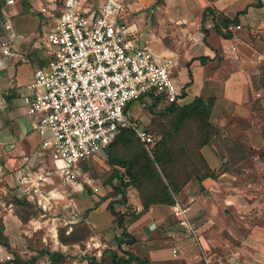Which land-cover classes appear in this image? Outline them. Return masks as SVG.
I'll return each mask as SVG.
<instances>
[{"label": "crops", "instance_id": "crops-1", "mask_svg": "<svg viewBox=\"0 0 264 264\" xmlns=\"http://www.w3.org/2000/svg\"><path fill=\"white\" fill-rule=\"evenodd\" d=\"M156 1L159 3L152 6ZM42 2V6L46 4V0ZM0 7L4 16L12 20L17 33L14 56L4 57L0 49V96L7 100L0 107H9L12 102L18 105L12 109L17 125L13 128L8 125L0 131L9 142L7 151L1 156L0 165L6 169L0 177L2 181L9 177L6 175L8 170L14 172L24 165L26 154L34 158V164L45 168L51 166V158L39 145V135L30 125L22 99L25 84L32 79L35 69L46 62L45 52L40 64L36 65L32 60L33 47H38L37 43H32V35L40 20L22 12L23 2L19 0L1 1ZM207 8L235 20L230 26L231 37L217 32L213 15ZM41 15L42 22L48 21L46 15L42 12ZM130 20L158 56L175 58L173 76L183 92L179 104H189L199 96L212 99L211 120L214 124L223 126L237 139H250L256 149L264 148V137L255 125L257 117L252 106L253 76L259 64L264 62V37L254 34L255 31L264 33V0H132ZM1 24L0 39L4 35ZM45 30L47 32L48 27ZM137 104L131 105L129 113L142 122L135 116L139 111H134ZM139 107L142 108L141 103ZM258 130L259 134L253 138V133ZM202 153L210 166L219 171L223 160L217 147L206 144ZM19 160L21 162L16 166ZM224 174L229 173L225 171L217 178L208 177L202 181L193 179L175 196V203L180 201L190 206L196 234H184L180 230L174 214L175 203L151 205L143 212L139 192L130 187L127 201L116 208L126 215L127 235L122 234L109 202L106 205L104 201L91 204L84 216L74 217L76 212L74 219L62 222L67 226L66 235H70L79 223H86L90 232L78 241L65 243L60 240L53 219L49 231L54 243L40 248L34 262L45 256L46 264H52L50 252H58L62 259L54 264H89L88 256L107 260L114 251L122 255L123 250L142 260L133 264H264V234H256L257 226L242 218V213L247 212L251 204L240 198L238 190L241 188L233 187L235 182H231V186L223 184ZM91 180L100 191L97 181L92 177ZM9 182L15 187V183ZM86 187L92 188L84 183L83 189ZM82 200L71 201L78 208ZM0 202L5 208L0 209V218L7 219L12 215L13 203ZM5 210L7 212L3 213Z\"/></svg>", "mask_w": 264, "mask_h": 264}, {"label": "built area", "instance_id": "built-area-1", "mask_svg": "<svg viewBox=\"0 0 264 264\" xmlns=\"http://www.w3.org/2000/svg\"><path fill=\"white\" fill-rule=\"evenodd\" d=\"M131 11L132 0H46L41 8L49 22L42 42L46 62L25 84L22 99L51 166L36 165L26 154L14 176L18 195L45 214L84 183L99 191L83 173V163L104 152L120 127L132 128L152 154L158 137L130 115L128 103L145 106L154 97L168 104L183 100L173 76L175 58L154 52L131 22ZM1 27L0 49L4 57L14 56V24L5 17ZM6 102L0 96V105ZM7 145L0 135V158ZM5 171L0 165V177ZM174 214L184 234H196L189 205L176 201Z\"/></svg>", "mask_w": 264, "mask_h": 264}, {"label": "rangeland", "instance_id": "rangeland-1", "mask_svg": "<svg viewBox=\"0 0 264 264\" xmlns=\"http://www.w3.org/2000/svg\"><path fill=\"white\" fill-rule=\"evenodd\" d=\"M1 1L7 0H0V2ZM19 1L23 2L22 12L30 13L32 16H34V20L36 21L37 17L40 20V22L38 21V26L35 27V32L32 35V43H37L38 45V47H33L32 60L36 65H38L43 60L42 57L44 56L45 51L42 42L47 33L45 29L47 27L49 28V22L41 21V7L43 3L42 0ZM157 3L159 2L156 1L152 4V6L155 7ZM144 10L147 11V9H143V11ZM4 18L5 16L3 10L0 7V23L3 22ZM254 34L260 35V38L264 37V33H261L260 31H255ZM255 77L257 79V82L253 86L252 106L254 107L255 116L257 117V120H255V125L259 130L261 129V133L264 137V70L257 69ZM134 103L138 104L137 106H134L136 107V109L133 107L132 109H135V113L137 110H139L137 115L135 116H138V118L142 120V124L149 125L150 128H152V130L157 132L158 134L161 133V124H167V126L169 127L172 123V115L165 114L167 108L169 107L168 103L160 101L157 105H155L149 102L145 106L141 103L142 108L139 107L140 103L138 101H135ZM16 107H18V105L14 102H12V105H10L9 107H0V131H2L8 125L12 128L17 125V122H15L14 119V113L12 112V109ZM152 121L153 123H151ZM259 130L256 131V134L253 133V138H255V136L259 134ZM219 135H217L216 137L220 140L217 141V149L224 163L223 152L225 151L226 143H224L223 139H228V136H230L231 133L229 132V130L223 129L221 130ZM242 139L247 140L248 138ZM238 140L241 139L238 138ZM247 141L249 143L245 142V144L248 154L246 155V157L240 160H236V162H234V164H232L230 168L227 169L229 174H224L222 176V182L225 185L230 184V186L232 185L231 182H235V186L233 187L241 188L240 190H238L240 198L248 200L251 204L248 206L247 212L242 213V215L244 216L242 218L245 219L246 222L251 221L255 226H257L258 231L256 232V234H264V148L256 149L255 147H253L250 139H248ZM28 144L30 145V143ZM257 146L259 145L257 144ZM5 151H7V148ZM15 151L16 150H14V152ZM139 151L140 148L138 144L131 148V150L126 147L119 148L120 154L125 158H132L134 156L133 154H136ZM196 153L197 151L194 154L192 153V156L194 157L191 156V161L197 159ZM2 161L3 158H0V162ZM19 162L21 161L19 160L16 166L19 164ZM117 170L125 172V167L120 165L114 166L109 163V158L106 151L98 153L97 156L87 161L86 168H83V173L88 178L91 179L92 177L95 181H97L96 183L100 187V191L96 192L91 187H86L85 189H82V192L78 191L71 197L69 196L64 200H60L58 204H53L52 208L47 211L46 214L44 213V210L42 208L36 206L33 202L22 201L20 199V196L16 191L17 188H15L9 182H13V178H15L14 172H10L8 170V173H6V175H8L9 177L6 178L4 176L5 178L0 181V201H4L6 203L12 202L13 205L11 207L12 215H9L7 219H4L3 216L2 218H0V264H6L8 262L15 261V258H17L15 254H19V256H21V258L26 261H32V258H37L39 256L38 252L40 248L46 247L48 246V244L52 245L54 243L52 240V235L50 234L51 232L49 231V227L53 225V219L56 220L55 222L57 223L58 233H60L64 227V223H62L64 222V220L74 219V217L82 215L84 216L90 210L91 207H89V205L91 204L94 205L104 201V205H106L113 199L117 200V204H115L116 208L121 204H125V202H123L122 200L121 195H118L117 197L114 196L115 189L113 185L119 183L121 180L118 175H116ZM224 170L225 167L224 165H222L219 169L220 176L225 172ZM82 177L80 178V180H82ZM125 178L129 179L128 176H125ZM58 183L59 180H57V184ZM231 190L233 189L231 188ZM231 190H226V192H230ZM15 198L21 200L22 204L15 202ZM81 198L84 200L81 201L80 205L78 204V208L74 207L77 212V216H74L70 212V207L73 205V202L71 200L75 199V201L78 203V199ZM1 204L2 203H0V209H5ZM67 205H69V207ZM5 212L7 211L5 210L3 213ZM3 213L1 214L3 215ZM19 213L23 216H29L28 220L24 221L19 216ZM3 220L5 221L3 222ZM244 227L247 226L244 225ZM243 233H245V231H243L242 229L241 234ZM3 234L6 235V240ZM6 241L9 243V247L4 244ZM12 263L14 262H11V264ZM38 263L46 264L47 261H45V256L44 259L41 258L40 260H37L32 264Z\"/></svg>", "mask_w": 264, "mask_h": 264}, {"label": "trees", "instance_id": "trees-1", "mask_svg": "<svg viewBox=\"0 0 264 264\" xmlns=\"http://www.w3.org/2000/svg\"><path fill=\"white\" fill-rule=\"evenodd\" d=\"M207 10L213 15L217 32L224 37H231L233 32L230 26L235 20L212 8H207ZM259 69L264 70V62L259 64ZM255 75L253 76V86L257 82ZM160 99V97H154L150 103L157 105L161 101ZM134 102L128 103L125 109L128 111ZM212 107L213 100L204 96L196 97L191 103L185 105H180L176 102L170 103L165 113L173 117L169 127L167 124H161V133L158 134L149 125H146L158 137V142L152 149V154L132 128L120 127L117 136L105 150L109 163L114 166L125 167V172L116 171V175L121 180L113 185L115 189L114 196L122 195L123 202H126L128 188H136L139 192L144 212L151 205H173L175 196L182 192L185 186L193 179L202 181L208 177L217 178L220 172L210 166L202 153V148L206 144H214L217 147V141L220 140L216 137L221 130L225 129L223 126L212 122ZM247 140H238L231 135L228 136V139H223L224 143H226L225 151L223 152L224 163L222 164L225 167L224 171H227L236 160L246 157L248 152L245 142L249 143ZM136 143L140 151L133 154L132 158H125L120 154V147H126L131 150L137 145ZM196 151L197 159L191 161V156ZM83 168H86V162L83 163ZM125 176H128L129 179L125 178ZM20 199L29 201L25 197H20ZM21 200L15 198L14 201L21 203ZM116 202L117 200L115 199L109 202V209L115 215L118 226L122 228V234L127 235L125 227L126 215L116 209ZM19 216L24 221H27L29 217L20 213ZM66 227L64 226L59 233L60 240L65 243L78 241L90 232L86 223L76 224L70 235H66ZM3 236L6 240V235L3 234ZM4 244L9 247L7 241ZM122 252L123 254L119 255L117 251H114L111 258L100 261L95 256H88L89 264H133L134 261L142 262L141 259L130 252L123 250ZM15 255L17 258L11 262L16 264H32L36 260L35 257L32 258V261H26L19 254ZM50 258L53 261L52 264H54L61 262L62 256L58 252H50ZM11 262L6 264H11Z\"/></svg>", "mask_w": 264, "mask_h": 264}]
</instances>
